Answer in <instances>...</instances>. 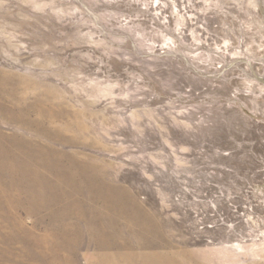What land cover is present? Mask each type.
Returning <instances> with one entry per match:
<instances>
[{
    "label": "rangeland",
    "instance_id": "374dc122",
    "mask_svg": "<svg viewBox=\"0 0 264 264\" xmlns=\"http://www.w3.org/2000/svg\"><path fill=\"white\" fill-rule=\"evenodd\" d=\"M0 264H264V0H0Z\"/></svg>",
    "mask_w": 264,
    "mask_h": 264
},
{
    "label": "bare ground",
    "instance_id": "6f19581e",
    "mask_svg": "<svg viewBox=\"0 0 264 264\" xmlns=\"http://www.w3.org/2000/svg\"><path fill=\"white\" fill-rule=\"evenodd\" d=\"M58 130H63L62 126L58 129ZM63 134V133H62ZM62 134H60L59 137H56L57 139L55 140H60L62 138H64L62 136ZM62 136V137H61ZM65 142H70L69 140H63ZM48 145V144H47ZM48 148H50V146L48 145L47 146ZM52 148V147H51ZM77 163H79L80 165H86L85 162L83 161H78ZM71 181H75L77 183H79L80 185H86L88 186V188H81L79 189V193L81 196H83V198H86V196L89 198H93V196L95 198H98L99 199V202H101L103 199H104V196L106 195V188H105V183L103 185V188L101 186L98 187V189L100 191H96L95 189V186L98 185V183L91 177L89 176H86L87 173L84 172V171H81V172H74L72 170L69 169V173H68ZM80 175V177H79ZM86 176V177H85ZM42 177V176H41ZM81 177H84V179H82ZM43 179V178H42ZM55 182H59L61 183L62 182V179H61V176L60 174L56 173L54 174V183ZM57 186H59V184H57ZM55 186V187H57ZM88 194V195H87ZM107 197V196H105ZM92 201V200H91ZM84 201L80 200L79 201V209H84V205H83ZM99 204V203H98ZM108 204V203H107ZM111 205V204H110ZM92 208H96V204H91L90 205ZM109 206V205H108ZM86 207V206H85ZM109 208V207H108ZM103 209H105V207H103ZM92 213V211H91ZM123 213V212H122ZM125 214V213H124ZM94 215V214H93ZM123 215V214H122ZM124 216V215H123ZM126 217V216H125ZM100 219L96 220V221H93L94 222H98L100 221ZM106 221V220H105ZM101 222L103 223V221L101 220ZM92 224V222H90ZM110 224V223H109ZM104 226H101L100 228H97V229H103V233L100 234L98 233L95 229L94 230H91L89 231L88 233L90 234V238L89 240L95 245V243H101L100 247L98 249H103L104 251L100 252V253H107L109 252L110 250L114 249V246H118L119 247V243L120 244H125L124 243V240H125V236H118L119 234H116V233H110L108 230H106L105 228V224H102ZM97 226V225H96ZM111 227V226H110ZM124 230V229H123ZM112 231V230H111ZM124 234V233H123ZM140 236V235H139ZM114 238L116 239L117 238V241L119 243H115L113 240ZM136 239V237H135ZM138 242V240H137ZM139 243V242H138Z\"/></svg>",
    "mask_w": 264,
    "mask_h": 264
}]
</instances>
